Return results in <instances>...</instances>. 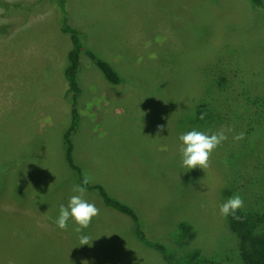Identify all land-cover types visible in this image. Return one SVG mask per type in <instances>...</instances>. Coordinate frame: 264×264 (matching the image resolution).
I'll use <instances>...</instances> for the list:
<instances>
[{
	"label": "rangeland",
	"instance_id": "rangeland-1",
	"mask_svg": "<svg viewBox=\"0 0 264 264\" xmlns=\"http://www.w3.org/2000/svg\"><path fill=\"white\" fill-rule=\"evenodd\" d=\"M56 3L0 0V264H163L137 240L130 220L94 191L85 199L100 213L88 228L78 233L72 220L67 230L56 225L60 205L79 185L64 160L70 44L56 24ZM64 10L86 49L120 76L108 83L81 55V119L71 141L82 175L131 207L147 236L172 256L198 250L235 264V240L219 209L230 197L228 185L245 207H260L263 9L250 0H66ZM219 56L231 114L222 126L197 112ZM222 128L227 139L209 168L182 167V133ZM181 222L189 238L177 237ZM84 235L90 243L81 246Z\"/></svg>",
	"mask_w": 264,
	"mask_h": 264
},
{
	"label": "trees",
	"instance_id": "trees-1",
	"mask_svg": "<svg viewBox=\"0 0 264 264\" xmlns=\"http://www.w3.org/2000/svg\"><path fill=\"white\" fill-rule=\"evenodd\" d=\"M66 0H57V21L56 24L61 33L66 35L69 40L70 49L67 52V66L64 69V77L66 78V91L63 93L64 98L69 101L70 121L66 130L62 133V144L64 146V160L68 168L75 174L77 184L85 187L86 192L94 191L105 207L127 217L132 225V231L137 240L144 246L154 250L161 258L163 264H228L227 259L213 253L205 255L198 250L187 251L179 256H172L168 249L160 242L149 238L136 214L129 206L119 200L108 195L103 186L99 184L87 185L83 184L84 176L78 165L75 164L72 155V136L76 133L81 119V115L77 110V96L80 88L77 83V74L81 68L80 57L86 55L101 76L110 84L116 85L120 82V76L114 70L112 65L97 57L93 52L86 49L82 42L81 32L69 24L67 14L64 10ZM252 7L263 9L261 0H250ZM223 57H217L209 70L210 88L207 92V101H202L197 108L199 114L208 112L210 118L216 126H222L230 122V103L228 93L229 80L227 72L224 69ZM211 93V94H210ZM211 97V98H208ZM257 119H251L256 124ZM205 124H210V119H205ZM258 197L260 199V207L252 209L251 207H243L238 210L235 217L229 215L225 217L226 225L229 233L235 240V264H264V181L261 182ZM228 197L234 195V190L228 185ZM238 217V218H236ZM177 237L191 236V229L183 222L176 227ZM178 257V258H177Z\"/></svg>",
	"mask_w": 264,
	"mask_h": 264
},
{
	"label": "clouds",
	"instance_id": "clouds-1",
	"mask_svg": "<svg viewBox=\"0 0 264 264\" xmlns=\"http://www.w3.org/2000/svg\"><path fill=\"white\" fill-rule=\"evenodd\" d=\"M200 119H204V116L201 115ZM160 131H163V128L158 127L157 135H159ZM226 139V130L223 128L213 133L195 129L182 133L179 136V151L182 157V167L188 170L194 168L204 170L209 168L211 166L212 153ZM234 139H243V133L236 135ZM89 182V178L85 176L83 184L87 185ZM72 191L76 194L70 197L67 206L61 204L59 207V216L56 220V225L61 230H67L68 222L72 220L78 225L75 231L79 233L82 229L89 227L93 218L99 215L100 209L94 203H90L85 199V187L74 185ZM243 207V198L238 194H234L220 206L219 211L223 217H228L229 215L235 217L236 212ZM89 243L90 238L88 236L84 235L80 237L81 246L89 245ZM82 264H87V262L83 261Z\"/></svg>",
	"mask_w": 264,
	"mask_h": 264
}]
</instances>
